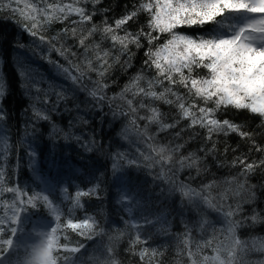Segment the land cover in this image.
I'll return each mask as SVG.
<instances>
[{
    "label": "trees",
    "instance_id": "trees-1",
    "mask_svg": "<svg viewBox=\"0 0 264 264\" xmlns=\"http://www.w3.org/2000/svg\"><path fill=\"white\" fill-rule=\"evenodd\" d=\"M8 2L0 0V109H3L0 113L3 116L0 120V171L3 172L0 189L19 187L29 196L34 193L48 195L53 205L59 208L62 227L67 219L78 222L86 216L94 217L96 231H103L91 239L81 237L71 229L58 232L61 245H85L75 256L77 264H105L108 248H112V258L118 264H146L133 254L145 247L163 253L159 257L160 264H189L181 243L187 232L191 233L193 244L212 239L214 245H227L228 224L224 217L203 204L199 197L189 199L174 190L180 182L200 191L201 196L210 195L217 207L221 204L233 207L241 204L242 214L234 216L233 220L250 217L254 212L264 217V167L255 168L245 177L241 176L243 165L239 164V160L253 163L264 159V152L256 151L253 143L264 148V119L247 110H221L215 118L229 119L239 125L241 131L249 133L251 138L236 132H219L213 133L212 139L207 140V130L190 127V118L183 117L175 104L169 105L140 95L133 98L137 88L124 92L137 75L143 77L138 87L145 91H148L149 80L154 82L152 90L157 93L170 86L163 77H159L163 83L156 84L157 72L144 65L147 59L145 52L149 47L155 51L166 43L170 38L167 33L153 32L152 35L158 39L151 45L141 37V47L129 44V51L124 55H120L119 45L113 48L111 41L102 33L105 26L115 29V21L133 11L138 12L137 16L128 20L115 34L123 36L127 32L135 35L141 29L148 31V14L138 11L139 5L147 0H84L83 3L76 0H26L38 9L46 4H72L83 7L87 14L92 15V20L87 23H80L77 14L47 23L43 15L37 14V28L33 29L37 31L36 36L25 30V21L18 13L4 10ZM12 7L23 8L24 0ZM93 26L97 31L85 40V46L90 49L85 56L78 40L87 36ZM72 28L77 30L75 38L63 35L65 29ZM177 31L198 36L215 34L219 29L211 25L204 29L178 28ZM40 36L52 40L58 48L63 45L76 52V58L68 56V60L78 64L80 70L87 72V77L93 81L101 78L87 70L85 60H92L93 66L98 67L96 53L99 51L102 55L103 51H109L108 64L111 67L102 81L109 85L104 90L106 97H117L111 109L107 103L102 109L96 107L88 92L67 78L57 65L69 68L68 60L50 51L49 45L41 41ZM58 36L59 42L53 40ZM97 44L99 49L95 48ZM117 55H120L119 63L113 59ZM205 71L201 70L200 74ZM73 74L76 73L73 71ZM87 77L83 83L91 90L93 84ZM173 78L178 80L179 74H174ZM171 88L172 92L184 97L185 107L189 104L212 107L211 103L206 105L191 96L182 85ZM57 93L63 98L59 99ZM122 93L124 99L120 98ZM127 99H132L133 106L137 107L138 128L130 123L128 117L112 115L117 106L119 110L128 111ZM167 99L175 100V97L168 95ZM141 101L147 106L145 109L139 108ZM151 108L160 112V123L139 119L149 117ZM37 111L48 119L39 118L35 114ZM191 111L197 112V108ZM162 124H174L175 127L161 131ZM147 137L153 139L148 140ZM149 144L156 149L163 145H183L179 153H172L173 164L164 167L165 179H160V165L149 168L147 164L152 161H145L140 155H153ZM213 145L214 150L209 152ZM190 153L198 158V169L185 167L176 171L179 165L175 161ZM129 160H135L137 164H129ZM170 167L173 171H169ZM233 177L235 181L229 184ZM172 181L177 183L173 185ZM240 183H244L245 190L236 196L233 193ZM207 184L213 187L204 190L203 186ZM90 189H95V194L82 195L80 203L83 207H74L76 193H86ZM251 192L255 193L254 200L251 199ZM222 195L226 196V200L221 199ZM0 200L11 204L13 194L4 191ZM0 215H3L2 211ZM23 216L22 242L27 245L36 244L42 238L40 233L50 232L56 227L55 217L42 202H37L36 209L29 207ZM203 221L207 222L201 228ZM236 235L241 241L248 242L250 250L243 257L246 264H264V251L251 250L253 242L256 248L264 245V220L255 224L249 221L245 227L237 229ZM137 236L146 243L130 248ZM19 252L23 256L22 248ZM178 252L181 254L177 255ZM203 254L213 255V252L205 249ZM15 258L12 256V259ZM149 264H156L155 258Z\"/></svg>",
    "mask_w": 264,
    "mask_h": 264
},
{
    "label": "snow or ice",
    "instance_id": "snow-or-ice-1",
    "mask_svg": "<svg viewBox=\"0 0 264 264\" xmlns=\"http://www.w3.org/2000/svg\"><path fill=\"white\" fill-rule=\"evenodd\" d=\"M22 0H9L8 4L4 6L13 14H19L25 21L23 27L30 35L36 36L38 20L37 14L43 15L47 23L53 20H59L61 17L67 18L69 15L77 14L80 18V23H87L92 20V15L87 14L83 7H74L72 4L60 6L59 4H46L43 8H37L35 5L28 4L24 0L23 8H13V4L19 5ZM77 3H83L84 0H76ZM98 2V0H95ZM138 11L148 14V31L141 29L137 34L125 33L120 36L115 34L117 29L128 21L135 18L138 14L133 11L130 15L115 21V29L111 26H105L102 30L104 38L112 43V47L116 48L119 45L120 55H124L129 51V44H134L137 48L141 47L140 38L147 39L149 45L156 39L153 32L167 33L170 38L166 43L160 45L155 51L151 47L145 52L147 59L144 65L147 68H154L158 76L155 80L156 84H162L163 81L159 77H163L169 83V87L164 88L162 92L157 93L153 91L154 82L147 81L148 91L144 88L138 87V82L143 79L141 75H137L132 84L124 89V92H132L133 88L138 90L133 92V98L136 96L150 97L154 100H162L164 103L172 105L175 104L185 118H190V127L198 126L207 130V140L212 139L213 133L236 132L242 137H248L249 133L240 130V126L232 123L229 119H217L216 114L224 109L247 110L252 114H257L264 119V0H147V2L139 5ZM30 25V26H29ZM214 25L219 31L215 34L207 35H186L177 31L178 28H199L204 29L205 26ZM97 28L93 26L88 31L87 36L78 40V45L84 48V55L87 56L90 49L85 46V40L93 36ZM64 36H77L75 28L65 29ZM39 39L45 44H48L50 51L57 52L59 56L68 60V56L74 59L77 53L70 48L56 47V43L52 40H46L45 37L40 36ZM59 42V36L53 38ZM96 49L100 45H95ZM120 55L113 57L116 63L120 61ZM109 51H103L101 55L98 51L95 60L98 62V67L93 66L92 60H85V65L88 71L95 72L98 78L95 81L91 77H87V72L81 71L78 64L72 63L68 60L69 68L61 67V70L66 74L67 78L78 87L83 88L92 99L96 102L95 106L102 109L103 104L107 103L111 109L112 102L117 97H106L104 90L109 87L108 84L103 83L102 78L105 77L106 72L111 67L108 64ZM127 63V61L125 62ZM130 66V65H129ZM201 70H206L203 75ZM73 71L76 73L73 74ZM185 71L187 75H185ZM174 74H179V79H174ZM93 84V88L89 90L87 85H84L85 78ZM182 85L188 90V93L196 98H199L204 104H212V107H198L195 104H189L185 107L183 102L184 97L178 96L172 92L171 86ZM39 91V90H38ZM47 94H45L46 96ZM168 95L175 97L167 99ZM57 97H63L57 93ZM124 99L123 93L120 96ZM46 102V100H45ZM128 111L112 110L113 117H128L132 125L137 128V107L133 106V100L127 99ZM147 106L143 101L139 102V108L145 109ZM192 108H197V112L191 111ZM3 109H0V113ZM151 115L147 118L139 117V119H147L149 123H160L161 114L156 108L150 109ZM39 118L48 119L47 116H41L37 111L35 113ZM3 116H0V120ZM175 127L174 124H162L160 130L165 131L168 128ZM179 136V133H177ZM152 140V137H147ZM256 151L264 152V148L255 145ZM183 147L177 144L174 147L167 145L160 146L158 149L149 148L152 150V156L140 155L145 161H152L148 163L147 167L152 168L155 165L161 166L160 179H165L164 167L173 164L172 153H179ZM209 149V152L214 150ZM123 159V157H120ZM129 164L136 165L135 160L127 161ZM179 165L176 171L183 170L185 167L198 169V158L191 153L188 156H180L175 161ZM239 164L243 165L241 176H247L248 173L254 171L255 168L264 167V159L258 162L246 163L245 160H239ZM235 166V164H234ZM115 168L116 165H113ZM169 171H173L170 167ZM175 175V172H173ZM235 177L228 181L229 184L235 181ZM3 181V172L0 171V183ZM173 185L177 181H172ZM212 184L203 186L204 190L211 189ZM174 190L179 191L183 197L194 199L199 197L203 204L210 208H214L220 213L225 222L228 224L226 239L229 240L227 245H214L212 239L202 242H196L190 239L191 233H185V238L182 240V252L187 257L189 264H246L243 257L250 250L247 241H241L236 231L238 228L245 227L249 221L255 224L264 220L259 213H255L250 217L244 216L240 220H233L234 216L242 214V206L237 203L234 207L232 205L221 204L217 207L212 202L210 195L201 196V192L184 185L180 182L179 187ZM245 190L244 183H240L233 193L239 196L241 191ZM13 194V201L11 204L8 201L0 200V264H77L75 258L77 253L85 247L84 244H79L77 247H70L68 243L61 245L59 243L58 232H66L71 229L79 233L81 237L91 239L95 235H100L101 232L96 231V224L94 217L86 216L78 222H73L72 219H67L63 227L60 224L61 214L59 208L54 206L48 195L42 193H34L29 196L27 192L22 191L19 187H9L0 189V195L3 192ZM95 194V189H90L89 192H77L73 200V206L82 208L80 197L82 195ZM251 199H255V193H250ZM226 200V196L221 197ZM37 202H42L48 207L52 215L55 217L56 227L51 228L50 232H42L40 236L42 239L38 244L27 245L22 242L24 213L29 211V207L36 209ZM250 203L251 201H244ZM201 223V228L203 224ZM135 226V225H134ZM7 236V239L3 237ZM67 240V236H65ZM146 241H141L139 236L132 242L130 248H134L136 244H144ZM23 249V256L20 255L19 250ZM194 248V250H193ZM205 249L213 252V255L203 254ZM257 251H264V245L256 248L253 242L252 249ZM108 259L105 264H118L113 259V250L108 248ZM138 255L141 261L149 264L155 258L156 264H160L159 257L163 256L162 252L156 249L151 251L148 248H142L139 252H133ZM181 253L178 252L177 255ZM15 256V259H12Z\"/></svg>",
    "mask_w": 264,
    "mask_h": 264
},
{
    "label": "rangeland",
    "instance_id": "rangeland-1",
    "mask_svg": "<svg viewBox=\"0 0 264 264\" xmlns=\"http://www.w3.org/2000/svg\"><path fill=\"white\" fill-rule=\"evenodd\" d=\"M45 232H48V230H47V231H45ZM41 239H42V238H41ZM41 239H39V240L37 241V243H36V244H38V243L40 242V240H41Z\"/></svg>",
    "mask_w": 264,
    "mask_h": 264
}]
</instances>
